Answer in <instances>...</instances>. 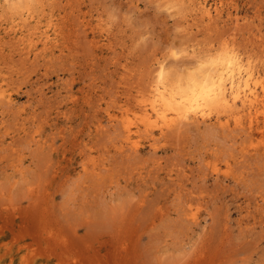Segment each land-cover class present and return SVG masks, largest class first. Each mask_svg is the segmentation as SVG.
<instances>
[{"label": "rangeland", "instance_id": "rangeland-1", "mask_svg": "<svg viewBox=\"0 0 264 264\" xmlns=\"http://www.w3.org/2000/svg\"><path fill=\"white\" fill-rule=\"evenodd\" d=\"M175 1L0 0V264H264V115L125 142L159 62L228 39L264 74V0Z\"/></svg>", "mask_w": 264, "mask_h": 264}, {"label": "bare ground", "instance_id": "bare-ground-1", "mask_svg": "<svg viewBox=\"0 0 264 264\" xmlns=\"http://www.w3.org/2000/svg\"><path fill=\"white\" fill-rule=\"evenodd\" d=\"M168 2L176 6L175 0ZM195 7L203 27L216 24V17L221 13L218 7L212 9L206 0H198ZM30 18L28 15L20 17L24 23ZM232 23L238 27L239 19L234 18ZM50 26L47 24V28ZM38 38L44 46L50 43L49 29L41 31ZM17 39L25 45L23 38ZM29 46L25 45V48ZM182 51L199 53L194 46ZM179 53L172 55L176 58ZM195 57L184 78H170L166 64L159 62L146 87L134 97V108L122 110L119 117L125 142L132 148L139 146L137 137L141 129L151 135L165 134L190 122L211 119L222 126H238L244 123V117L251 128L260 115H264V74L237 50L231 40H224L215 52L211 48ZM4 99H10V95L3 89L0 78V102Z\"/></svg>", "mask_w": 264, "mask_h": 264}]
</instances>
